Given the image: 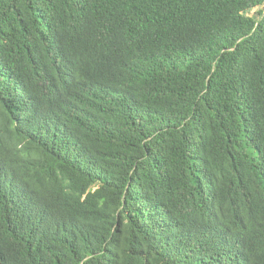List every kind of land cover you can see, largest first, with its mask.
I'll use <instances>...</instances> for the list:
<instances>
[{
	"label": "trees",
	"instance_id": "trees-1",
	"mask_svg": "<svg viewBox=\"0 0 264 264\" xmlns=\"http://www.w3.org/2000/svg\"><path fill=\"white\" fill-rule=\"evenodd\" d=\"M0 264H264V0H0Z\"/></svg>",
	"mask_w": 264,
	"mask_h": 264
},
{
	"label": "rangeland",
	"instance_id": "rangeland-1",
	"mask_svg": "<svg viewBox=\"0 0 264 264\" xmlns=\"http://www.w3.org/2000/svg\"><path fill=\"white\" fill-rule=\"evenodd\" d=\"M254 12H255V10L252 11V13H254Z\"/></svg>",
	"mask_w": 264,
	"mask_h": 264
}]
</instances>
